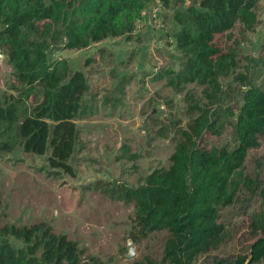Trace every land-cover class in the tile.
I'll list each match as a JSON object with an SVG mask.
<instances>
[{"label":"rangeland","instance_id":"1","mask_svg":"<svg viewBox=\"0 0 264 264\" xmlns=\"http://www.w3.org/2000/svg\"><path fill=\"white\" fill-rule=\"evenodd\" d=\"M199 0H144L142 18L133 29L108 36L84 48H68L60 24L45 20L47 30L31 35L29 43L45 50L46 63L67 78L79 70L88 89L81 95L82 110L75 117L78 141L67 163L72 172L50 168L44 154L25 151L0 129V226L30 225L39 221L77 244L83 260L101 264H171L164 259L166 229L143 232L134 220L135 206L109 198L97 183L135 187L154 169L167 168L182 132L211 107L218 134L206 133L212 147L234 145L233 124L248 84L264 88V0H255L256 21L221 35L204 37L212 53L230 52L228 67L219 71L216 92L207 85L170 83L189 57L176 43L181 24L176 16ZM32 41V42H31ZM0 64V106L17 102L20 113L42 95L18 82L7 50ZM21 93V94H20ZM210 96V97H209ZM247 151L232 203L218 210L223 231L218 243L193 257L190 264H232L248 256L252 242L262 235L252 218L263 209L264 134ZM132 241L134 256L126 258ZM12 244H20L12 241ZM249 258L245 260L248 264ZM252 264H264V259Z\"/></svg>","mask_w":264,"mask_h":264},{"label":"trees","instance_id":"2","mask_svg":"<svg viewBox=\"0 0 264 264\" xmlns=\"http://www.w3.org/2000/svg\"><path fill=\"white\" fill-rule=\"evenodd\" d=\"M254 6L255 0H199L197 6L176 16L181 24L176 43L189 57L170 83L198 82L216 92L219 71L232 58L226 50L212 53L201 41L228 32L236 24L252 26ZM144 7V0H0V20L6 25L0 31V47L9 53L18 82L27 85L19 91L30 95L34 84L42 88L41 97L34 98L27 111L20 113L17 102L0 106L1 134L10 141L19 140L28 152L44 154L49 149L48 166L71 173L67 159L78 141L74 120L82 110L80 98L88 85L79 70L64 78L57 68H50L45 50L29 43V37L48 32L45 20L53 19L60 24L68 48H84L130 32L142 18ZM242 100L233 124L234 145L208 147L201 143L206 133L218 134L211 119L215 112L203 107L182 132L167 168L152 170L135 187L96 185L109 198L134 203V220L141 231L167 230L163 252L171 264H190L195 255L220 239L223 226L218 222V210L233 202L236 187H232V179L241 176L248 149L258 146V137L264 134V88L248 84ZM260 196L263 209L253 216L252 225L262 235L252 242L247 257L232 264H245L247 258L248 264L264 259V188ZM0 264L101 263L81 259L74 241L39 221L0 226ZM145 264L156 263L146 260Z\"/></svg>","mask_w":264,"mask_h":264},{"label":"water","instance_id":"3","mask_svg":"<svg viewBox=\"0 0 264 264\" xmlns=\"http://www.w3.org/2000/svg\"><path fill=\"white\" fill-rule=\"evenodd\" d=\"M127 245L129 246V250L126 254V258L131 259L134 256V249L132 247V241H129Z\"/></svg>","mask_w":264,"mask_h":264},{"label":"built area","instance_id":"4","mask_svg":"<svg viewBox=\"0 0 264 264\" xmlns=\"http://www.w3.org/2000/svg\"><path fill=\"white\" fill-rule=\"evenodd\" d=\"M5 24L0 20V31H2L5 28ZM4 53L2 51V48L0 47V64L3 63Z\"/></svg>","mask_w":264,"mask_h":264}]
</instances>
